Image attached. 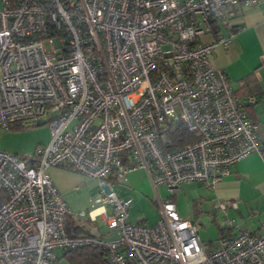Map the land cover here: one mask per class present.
<instances>
[{"label": "built area", "instance_id": "built-area-1", "mask_svg": "<svg viewBox=\"0 0 264 264\" xmlns=\"http://www.w3.org/2000/svg\"><path fill=\"white\" fill-rule=\"evenodd\" d=\"M261 5L0 0V129L39 120L50 129L32 155L0 150V264H56V250L81 248L102 251L109 264H264V234L229 233L236 203L217 204L223 230L211 248L171 197L188 183L212 189L244 157H264L258 125L212 62L241 28L239 8ZM174 124L198 139L165 151ZM52 167L98 180L107 235L70 234L71 211L46 173ZM134 170L146 173L157 199L152 225L129 222L132 199L110 186Z\"/></svg>", "mask_w": 264, "mask_h": 264}, {"label": "crops", "instance_id": "crops-1", "mask_svg": "<svg viewBox=\"0 0 264 264\" xmlns=\"http://www.w3.org/2000/svg\"><path fill=\"white\" fill-rule=\"evenodd\" d=\"M237 21L241 25L240 30L226 48L216 49L212 62L225 71L234 87L240 85L246 78H252L255 81L256 92H261L262 97L251 105L249 111L259 128V125H264V5L241 6ZM259 134L264 143V131H259ZM40 145L42 144H37V146ZM46 173L71 211L66 219L71 234L95 237L107 235L105 223L96 225L94 224L96 220H92V216L96 217L101 211L100 206L88 210L92 204L88 191L91 187L97 188V194L92 199L93 202H97L99 195L103 193L99 184L64 167H52L47 169ZM116 183H110V186L118 197L133 199V202L136 200L137 203L149 199L158 212L156 196L143 170L130 171L126 174L124 181ZM197 186L201 185L188 183L180 186L186 188L185 195L192 204L191 211L194 212L195 218L207 216L214 219L219 202H234L236 208L228 212V217L235 221L231 232L236 234L240 230H249L264 234V228L260 227L264 223V157L258 153L244 157L232 166L230 174L212 189L193 191ZM157 194L158 198L166 197V194L161 195L159 192ZM175 197L174 195V204ZM81 211L88 215L87 220H83L85 215L82 217L78 215ZM158 218L159 212L157 219L152 223L143 217L136 223L152 225ZM189 220L195 223L194 219L189 218ZM101 221H103L102 218ZM218 226L216 225V228Z\"/></svg>", "mask_w": 264, "mask_h": 264}, {"label": "rangeland", "instance_id": "rangeland-1", "mask_svg": "<svg viewBox=\"0 0 264 264\" xmlns=\"http://www.w3.org/2000/svg\"><path fill=\"white\" fill-rule=\"evenodd\" d=\"M259 131H264V125H259ZM50 139V129L48 125H43L39 127H31L28 129H19L14 131L5 132L0 129V150L8 153H16L17 155H32L36 150L37 144L47 145ZM41 146V145H40ZM95 180L98 184V180ZM117 184V183H115ZM114 184V185H115ZM192 184V183H189ZM195 184V183H193ZM116 189V187H114ZM202 186H197L193 191L203 190ZM186 188L178 187L173 190V195H175V207L176 212L182 216L183 219H191L195 221V226L198 230V238L202 244L212 245L211 248L216 247L218 243V230L216 225H223V216L221 213H216L218 215L217 219H210L207 216H202L201 218H195L194 212L191 211V202L187 200L185 195ZM206 190V189H205ZM97 188L91 187L88 191L90 196V200L92 201L91 206L89 207L92 210L94 207L100 206L99 202H93L92 199L95 198L97 194ZM158 192L161 195L167 196V190L164 186L158 187ZM133 200V199H132ZM135 202V203H134ZM132 203L129 208V216L128 221L131 223H136L140 218H145L149 223L154 222L157 219L158 212L150 202L149 199H146L142 202L137 203L136 200ZM181 204V205H180ZM183 210V211H182ZM88 213V211H86ZM215 214V215H216ZM141 216V217H140ZM88 215L86 214L83 220H87ZM94 224L103 225V221H101L100 215L95 217ZM57 260L56 264H70L67 259L63 256V250L55 251Z\"/></svg>", "mask_w": 264, "mask_h": 264}, {"label": "trees", "instance_id": "trees-1", "mask_svg": "<svg viewBox=\"0 0 264 264\" xmlns=\"http://www.w3.org/2000/svg\"><path fill=\"white\" fill-rule=\"evenodd\" d=\"M256 89H257V85L252 78H246L240 85H237L235 87L233 86L234 94L238 97L239 101L244 105L248 116L252 119V121L255 124L257 123L254 120V118H252L249 111V108L251 107V105H253V103L251 104L247 103V99L249 97H253L255 101H259L261 99L262 93L259 91L256 92ZM31 127H36V126L30 124L27 125L18 124L14 126L11 129V131L19 130V129H28ZM197 139L198 136L195 133L188 131L186 127L182 126L181 124H174L171 127H169L167 132H165L164 140L161 141V147L165 151L177 150L195 142ZM262 146H264V143H262ZM118 182H122V181H118ZM173 196L174 195L172 193L171 195L172 201H173ZM66 224H67V220H66ZM67 228H68V224H67ZM217 229H218V234L220 233L221 230H223L219 226L217 227ZM229 233H231V231H229ZM71 235L75 236L73 234ZM63 256L67 259V261L70 264H109L107 259L105 258L104 253L98 249H93V248L63 250Z\"/></svg>", "mask_w": 264, "mask_h": 264}, {"label": "water", "instance_id": "water-1", "mask_svg": "<svg viewBox=\"0 0 264 264\" xmlns=\"http://www.w3.org/2000/svg\"><path fill=\"white\" fill-rule=\"evenodd\" d=\"M45 123H46L45 120H39V121L36 122L35 126L36 127L43 126V125H45Z\"/></svg>", "mask_w": 264, "mask_h": 264}]
</instances>
